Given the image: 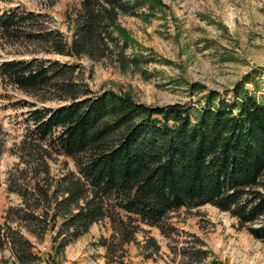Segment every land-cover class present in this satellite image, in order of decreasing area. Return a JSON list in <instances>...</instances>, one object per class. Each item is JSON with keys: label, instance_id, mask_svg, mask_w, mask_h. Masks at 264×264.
Here are the masks:
<instances>
[{"label": "trees", "instance_id": "obj_1", "mask_svg": "<svg viewBox=\"0 0 264 264\" xmlns=\"http://www.w3.org/2000/svg\"><path fill=\"white\" fill-rule=\"evenodd\" d=\"M166 9L162 0H79L66 14L69 37L44 13L19 6L0 12V40L22 49L0 63V81L34 99L17 152L24 177L11 188L22 203L0 217V245L10 247L17 264H55L68 245L105 220L111 235L99 243L107 263L125 264L124 247L142 226L169 238L175 231L170 214L205 205L229 214L264 244V94L257 98V72L245 74L229 98L192 83L193 104L148 106L127 92L91 90L78 64L54 58L141 71L153 56L119 19L147 21ZM52 155L70 159L75 171L52 175ZM22 229L39 240L53 233L45 259ZM189 237L170 246L176 264H223L202 240ZM145 245L159 250L152 237Z\"/></svg>", "mask_w": 264, "mask_h": 264}, {"label": "rangeland", "instance_id": "obj_2", "mask_svg": "<svg viewBox=\"0 0 264 264\" xmlns=\"http://www.w3.org/2000/svg\"><path fill=\"white\" fill-rule=\"evenodd\" d=\"M78 2L0 0V12L19 6L44 13L52 28L69 37L66 14ZM162 2L167 6L165 16L147 21L129 16L119 19L131 38L153 56V61L143 71L131 68L123 73L109 63H93L85 58H54L78 64L91 90L127 92L135 101L148 106L193 104L195 97L189 91L192 83L219 92L221 98H229L233 86L250 72H257V98L261 100L264 94V0ZM20 49L0 40V63L18 57ZM245 88L253 92L255 85L248 83ZM31 102L33 98L0 81V217L8 207L16 208L22 203L11 188H15L17 177H24L18 172L23 166L19 164L17 152L27 130V104ZM49 166L55 176L65 170L75 171L70 159L57 155H52ZM167 223L175 229L169 238L162 236L157 228L142 226L135 240L124 247V263L176 264L177 258L170 246L175 243L179 246L193 234L223 264H264V244L240 228L229 214L210 205L189 211L181 209L170 214ZM16 225L10 223L12 228ZM22 234L43 259L50 254L53 233L47 232L41 240L23 229ZM110 235L107 220L94 224L65 248L55 264H111L107 263L106 251L99 243L101 238L109 239ZM146 237L156 241L157 252L146 247ZM0 264H17L8 245H0Z\"/></svg>", "mask_w": 264, "mask_h": 264}]
</instances>
